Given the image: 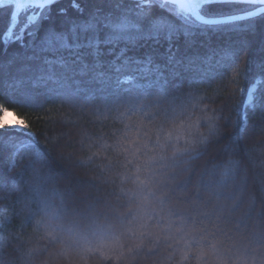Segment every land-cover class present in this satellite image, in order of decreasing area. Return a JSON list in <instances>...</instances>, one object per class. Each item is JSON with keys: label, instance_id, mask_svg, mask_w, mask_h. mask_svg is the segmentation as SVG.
Listing matches in <instances>:
<instances>
[{"label": "trees", "instance_id": "trees-1", "mask_svg": "<svg viewBox=\"0 0 264 264\" xmlns=\"http://www.w3.org/2000/svg\"><path fill=\"white\" fill-rule=\"evenodd\" d=\"M141 2L144 11L182 23L159 4L152 3V0H105L104 3L99 0H76L80 10L72 6V0H59L51 5L50 11L46 7L39 15V9L34 7L23 10L11 31V35L23 31V40L9 41L5 34L8 35L11 26L13 7L0 8V104L13 110L17 118L24 119L29 124L28 131L34 136L35 147L48 153L52 167L60 174L56 177V182L49 184L46 191L39 195L28 190L27 183L32 181L31 172H26L18 184H12L11 180L17 178L22 171L31 152L25 149L16 155L15 167L9 171L8 156L15 149L11 145H3L6 187L0 190V245L11 243L12 246L0 250L16 254L19 249L26 253L47 245L46 250L35 255L29 264H125L123 260L107 259L99 253L82 259L77 252L67 247L71 244L70 236L65 237L64 244L52 245L43 238V228L37 230L36 225L43 216L40 201L47 199L58 205L59 199L53 193L65 192L69 180L72 196L65 198L69 212L73 208L82 214L93 212L102 221L105 215H124L128 211L123 199L117 200L109 194L117 190L115 186L103 182L102 177H108L104 165L114 161L115 155L111 150L107 154L101 151L99 145L105 142L115 143V136L119 135V130L123 127L117 119L119 113L115 107L121 101L143 104L153 112L157 111V104L161 106V110L167 106L161 97L156 77L137 69L142 67L140 61L147 56L152 57L154 65L166 64L169 42L146 41L140 39L135 30H131L112 44H101L99 61L102 66L97 71L106 73V76L103 81L96 83L91 79V72L88 75L76 74L62 68L56 61L63 57L72 64L78 52L82 63L92 65L95 53L86 46L92 33L81 34L77 30L76 40L72 34L73 25L86 22L90 13L97 8L110 13L113 20L123 15L135 20L136 13L140 11L138 4ZM240 7L245 8L244 5ZM61 9L64 10L63 14ZM251 9L253 8H246V11ZM222 11V15L205 16L220 17L246 12L235 8H224ZM201 13L204 15L203 7ZM31 15L36 18L35 24L29 23ZM26 24L27 29L24 28ZM50 30L65 34L68 44L75 43L76 47L59 51L46 50L45 41ZM190 31L191 36L186 37L181 32L171 41V52L175 53L176 59L182 61V64L176 69L179 75L175 78L165 70L164 75L169 80L168 87L172 84L182 85L177 94H203L205 99L201 105L206 106L210 114L213 109L222 108L223 112L220 113L221 119L217 121V131L213 136H209L208 128L201 122L198 132L209 136L210 143L204 155L189 165L192 179L187 192L177 193L181 198L194 195L201 172L206 169L211 171L231 158H239L230 151H225L239 132L238 127L234 126L240 119L238 112H249V130L244 133L241 148L257 149L251 153V161L247 162L250 175L264 167L261 164L264 159V111L257 109L253 114L250 107L264 103V14L238 22L210 25L203 29L192 27ZM29 32L34 34L28 35ZM106 34H111V29H103L99 33L100 39L103 40ZM32 57L35 58L30 59ZM45 59L52 63L55 79L39 80L41 70L48 68L44 63ZM79 66V63L72 64L77 70ZM236 66L239 67L238 73L233 71ZM117 68L121 70L117 71ZM117 80L121 83L117 84ZM249 93L253 95L247 102ZM106 105L113 106L112 111H108ZM253 125L258 126L255 131L252 130ZM88 137L95 141L91 149L87 148ZM7 139L8 137L4 138ZM19 139L13 137V144ZM93 152L98 153L97 158L92 163L81 166L80 162L87 161V157ZM61 155L67 159H59ZM106 155L108 159H105ZM188 176V173L178 175L175 183H183ZM93 184L95 187L91 186ZM255 190V185H250L249 193ZM201 196L209 200V196L203 191ZM247 196L245 194V201ZM89 205L95 207L89 208ZM244 207H247V203ZM29 215L32 219L26 220ZM69 221L70 217L65 223L68 224ZM80 226L84 227L83 221ZM116 231H119L118 225ZM170 243L173 248L182 247V243L177 244L174 240ZM171 251L165 241L161 240L154 253L141 255L130 261V264H176L174 258H169Z\"/></svg>", "mask_w": 264, "mask_h": 264}, {"label": "snow or ice", "instance_id": "snow-or-ice-1", "mask_svg": "<svg viewBox=\"0 0 264 264\" xmlns=\"http://www.w3.org/2000/svg\"><path fill=\"white\" fill-rule=\"evenodd\" d=\"M104 3L105 0H99ZM111 2V0H108ZM55 0H44L38 3V9L48 6L49 11ZM162 9L171 12L182 23L150 14L144 11L143 2L138 4L140 11L136 13V19H130L127 15L113 20L110 13H105L102 8L90 13L89 19L80 24H74L72 34L78 40L77 30L81 34L91 32L88 37L87 47L92 48L95 59L92 65L82 63L81 56L76 53V60L72 64L79 63V69L72 67L63 57L57 59V63L68 71L76 74L88 75L92 73L93 83L101 82L106 73L97 71L101 67L99 61L100 45L112 44L123 38V34L135 30L140 39L152 40L155 43L169 42V55L164 65H154L151 56L140 61L142 67L137 70L156 77L159 84L162 99L167 103L166 107L155 105L157 111L153 112L148 106L135 102H123L115 105L119 113L117 119L123 125L119 135L115 136V143L100 144L99 148L106 154L109 150L115 155L114 161L104 165L108 177H102L103 182L114 185L117 189L110 192L115 199L125 201L128 211L124 215L119 213L102 218L88 212L82 214L73 208L71 212L65 204L66 196H72V185L69 180L65 192L53 193L59 199L55 205L49 200L40 201L43 216L37 221V230L43 228V238L50 244H64L65 237L70 236L71 244L67 247L82 258H91L99 253L107 259L123 260L125 264L141 255L154 253L161 240L171 248L170 259L174 258L176 264H264V167L259 172L250 175L248 163L251 161V153L256 148H241L240 142L244 139V133L249 130L248 111L240 115L235 122L239 132L232 138V143L225 149L239 158H231L222 165L215 166L211 171L205 170L199 174L195 185L196 191L191 197L183 198L178 192H187L191 183L192 169L189 165L192 161L201 158L210 143L209 136L217 131V121L221 119L223 109H213L211 114L201 102L205 99L203 94H177L182 85L172 84L169 88V80L164 75L167 70L173 78L179 75L176 69L182 61L177 60L175 53L171 52V41L181 32L191 36L192 27L206 28L220 21L205 19V15H222L224 8H235L238 11H246V8H255L256 11H246L249 17L264 13V0H226L222 4H214L212 0H152ZM207 5V7H204ZM244 5L242 9L240 6ZM72 6L80 10L76 0H72ZM119 7V3H117ZM204 8V15L201 9ZM61 14L64 10L61 9ZM42 18V17H41ZM233 19H243V16L235 15ZM35 19L30 18L29 23L35 24ZM28 24L24 26L27 29ZM111 29V34H106L103 40L99 33L105 29ZM34 33L29 32L28 35ZM24 32L5 34L9 41L23 40ZM46 50L59 51L60 49L75 48L76 44L69 45L67 36L63 33L49 32L45 41ZM91 54V53H90ZM32 57L30 59H34ZM47 69H42L39 80L55 79L52 71V63L45 59ZM120 71V68L116 69ZM233 71H239L236 66ZM235 77H232V81ZM231 82V81H230ZM121 81L117 80V84ZM170 97V99H169ZM47 99V97H45ZM251 100V96H250ZM112 111L113 106H108ZM252 113L259 109L264 111V103L250 105ZM123 109V110H121ZM238 111V110H237ZM9 116L16 113L7 106L0 104V190L6 187V175L4 170L3 145H11L15 151L9 153L8 170L15 167V156L27 149L31 157L27 164L18 173L17 178L11 180L12 184H18L26 172H31L32 181L27 183L30 192L39 195L46 191L49 184L56 182L60 174L52 167L48 159V153L35 147V139L28 131L29 124L17 118L14 123L9 122ZM201 122L208 128L209 136L198 132ZM257 125L252 126L255 131ZM115 135V134H114ZM8 137L7 140H4ZM20 138L13 144L12 138ZM87 148L91 149L95 141L87 138ZM84 145L82 144V149ZM203 149L204 151H201ZM98 156L93 152L87 157V161H81L80 165L92 163ZM59 159H67L61 155ZM108 159V156H105ZM264 165V159L261 160ZM188 173V179L181 184H176L178 175ZM110 177V178H109ZM250 185H255V191L249 193ZM95 187V185H91ZM201 191L209 196V200L203 199ZM245 194H248L245 201ZM99 203V202H97ZM247 203V207H244ZM89 205V208H94ZM70 221L68 224L65 220ZM31 220L29 215L25 218ZM84 227L81 228V222ZM119 231H116V226ZM182 243V247L173 248L170 241ZM11 243L0 245V249L10 248ZM47 248L31 249L28 252L17 250L16 254H8L0 250V264H29V261L43 253ZM179 252V255H177ZM26 257V259H25Z\"/></svg>", "mask_w": 264, "mask_h": 264}, {"label": "water", "instance_id": "water-1", "mask_svg": "<svg viewBox=\"0 0 264 264\" xmlns=\"http://www.w3.org/2000/svg\"><path fill=\"white\" fill-rule=\"evenodd\" d=\"M57 1H59V0H55V2H57ZM43 2H44V0H0V8L8 7V6L13 7V12H12V17H11L12 21H11V26L9 28V31L11 32L13 30V28L15 26V23L18 20L19 14L23 10H25L28 7L37 8L36 5L38 3H43ZM216 2L225 3L226 0H212V3H216ZM46 7H48V6L46 5L45 8ZM41 10L42 9H39L37 15H39ZM249 11H256V9L253 8V9H251ZM261 14H264V13L257 14L256 16H253V17H257V16H259ZM201 15H203V14L201 13ZM235 15H240V16H243L244 18L243 19H239V20L233 19L232 17L235 16ZM253 17H249V16L246 15V12H242V13H237V14L227 15V16H220V17H208V16H205V19L220 21L219 23L212 24V25H219V24L238 22V21L250 19V18H253Z\"/></svg>", "mask_w": 264, "mask_h": 264}, {"label": "rangeland", "instance_id": "rangeland-1", "mask_svg": "<svg viewBox=\"0 0 264 264\" xmlns=\"http://www.w3.org/2000/svg\"><path fill=\"white\" fill-rule=\"evenodd\" d=\"M248 11V10H247ZM30 18H32V19H36L34 16H30ZM29 19V18H28ZM11 33L12 32H8V36H11ZM129 80V79H128ZM259 84V82H257V85ZM255 87V85L252 87V89ZM251 90V89H250ZM252 95L253 94H251V93H249L248 95H247V102H249L250 101V96L252 97ZM16 119H17V117L16 116H9L8 117V120H9V122H11V123H14L15 121H16Z\"/></svg>", "mask_w": 264, "mask_h": 264}]
</instances>
